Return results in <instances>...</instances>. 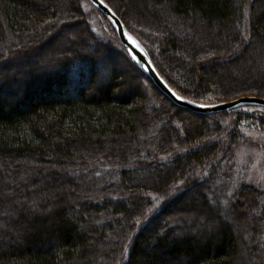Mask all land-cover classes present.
I'll list each match as a JSON object with an SVG mask.
<instances>
[{
	"label": "trees",
	"instance_id": "obj_1",
	"mask_svg": "<svg viewBox=\"0 0 264 264\" xmlns=\"http://www.w3.org/2000/svg\"><path fill=\"white\" fill-rule=\"evenodd\" d=\"M103 1L180 96L264 98V0ZM111 43L132 63L89 0H0V264H264V194L230 183L251 117L178 107L132 63L150 100Z\"/></svg>",
	"mask_w": 264,
	"mask_h": 264
},
{
	"label": "rangeland",
	"instance_id": "obj_2",
	"mask_svg": "<svg viewBox=\"0 0 264 264\" xmlns=\"http://www.w3.org/2000/svg\"><path fill=\"white\" fill-rule=\"evenodd\" d=\"M94 26H96V24H94ZM97 31H99V29H97ZM109 33L110 34L107 35L106 37L107 42L113 38L112 31ZM74 34H75L74 32L73 33L71 32V34L68 32V35L66 33V35L62 36L63 38L61 42L68 41L69 39L73 40L75 37ZM140 47L142 46L140 45ZM109 48L111 49L110 50L111 52L106 50L107 55L116 64L115 70L119 72L120 74L126 75L127 78L124 79L126 81V84L128 86H133V87L134 86L138 87L139 85L141 89L144 90V92H146L145 94H147V96L150 97V100H153V98H157L160 101L158 96H156L154 93L153 85L149 81L142 79V76L139 75V73L136 71V69L132 65V63L134 62L132 61L130 56L129 58H130V61H132V63L128 62L125 59L124 53H122L123 51L118 45L116 46L114 43H111L109 45ZM45 53H48V51H46ZM48 59H50V57H48ZM105 63L99 65L98 78H97L98 83L103 81L107 76L106 70H107L108 65L107 63L106 64ZM138 81H139V84H138ZM127 85L125 86V88L127 87ZM235 111L240 112L242 114H247L251 118L248 119L244 117V121L241 124L240 130H238L240 132L239 134L241 137L240 138L241 141L239 142V145L234 150V164L236 166L234 168V175H233L232 181L230 180L231 181L230 183L234 185V184H238L239 182H241L242 185L248 188H254L255 190H258L260 193L264 194V126L262 125L264 124V107L246 105V106H241V107L236 108ZM175 117H177L178 120L181 118L180 115L178 114ZM214 119H208L206 121L208 122V124H210L211 121ZM227 119L229 120L230 118H227ZM229 125H230V122H229ZM230 131L233 132V129L231 128ZM219 164L220 166H222V164L224 163L220 162ZM191 198L193 199L194 197L190 195L188 200H190ZM248 208H250L251 210L249 209L247 211ZM255 209L256 207L253 210V208L248 206L247 208H244V211L242 212L245 213L248 219H250V216L252 215V218H254V220H257L258 218H260L263 212L262 206L258 210V212ZM221 217L225 219V213L223 215L221 214ZM231 221L233 224L235 223L234 220H231ZM228 222L231 224L230 220ZM262 233L264 235V227L262 229ZM239 259H240V262L238 260V264H249V258H247L246 255H244L243 253L239 256ZM250 263H251V260H250Z\"/></svg>",
	"mask_w": 264,
	"mask_h": 264
},
{
	"label": "water",
	"instance_id": "obj_3",
	"mask_svg": "<svg viewBox=\"0 0 264 264\" xmlns=\"http://www.w3.org/2000/svg\"><path fill=\"white\" fill-rule=\"evenodd\" d=\"M89 1L98 9H100L104 15L111 19L116 28L120 42L128 52L134 64L145 75H147L153 81L155 86L178 107L189 109L204 115L227 112L229 110L246 105L264 107V98L257 96H242L233 100L222 101L213 104H198L180 96L159 74L149 55L142 47H140L138 42L126 30L123 22L115 14V12L104 1L103 3H101V0Z\"/></svg>",
	"mask_w": 264,
	"mask_h": 264
},
{
	"label": "snow or ice",
	"instance_id": "obj_4",
	"mask_svg": "<svg viewBox=\"0 0 264 264\" xmlns=\"http://www.w3.org/2000/svg\"><path fill=\"white\" fill-rule=\"evenodd\" d=\"M101 3H103V0H101Z\"/></svg>",
	"mask_w": 264,
	"mask_h": 264
}]
</instances>
